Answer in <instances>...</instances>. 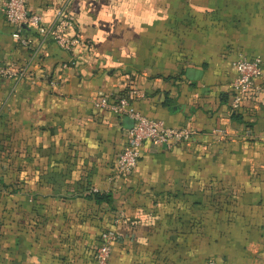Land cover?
<instances>
[{
  "label": "crops",
  "instance_id": "0c3cea01",
  "mask_svg": "<svg viewBox=\"0 0 264 264\" xmlns=\"http://www.w3.org/2000/svg\"><path fill=\"white\" fill-rule=\"evenodd\" d=\"M26 3L46 24L65 8L92 49L64 69L67 53L26 29L22 46L0 12V58L27 71L0 83V185L17 189L0 197V264H95L104 230L120 233L110 264H264V94L240 121L229 107L236 56L264 67V0ZM110 95L198 135L146 141L116 177L130 122L95 106Z\"/></svg>",
  "mask_w": 264,
  "mask_h": 264
},
{
  "label": "built area",
  "instance_id": "2783aa9c",
  "mask_svg": "<svg viewBox=\"0 0 264 264\" xmlns=\"http://www.w3.org/2000/svg\"><path fill=\"white\" fill-rule=\"evenodd\" d=\"M0 12L13 28L12 36L22 46H29V41L22 36L23 30L34 32L42 43L51 41L59 49L69 55L64 69H73L77 65L79 50L92 49L90 41L80 34L73 33L74 21L67 14L65 8L55 13V19L46 24L41 15L32 13L27 8L26 0H3ZM235 77L231 82L230 112L238 113L242 110L244 99L252 91L264 94L263 86H256V81L264 74L263 61L260 57L248 59L238 54L232 63ZM27 74L25 69L17 67L13 61L0 58V83L5 80H21ZM95 106L115 113L120 118L130 122L126 128L127 142L116 158V177H123L131 173L138 165L142 145L148 141L154 146L168 149L185 145L198 135V131L191 127H168L164 122L149 119L136 111L125 95L107 96L95 100ZM134 223H130L131 226ZM120 233L104 230L100 234V244L94 253L95 264H110L114 245L119 241ZM207 264H226L209 260Z\"/></svg>",
  "mask_w": 264,
  "mask_h": 264
},
{
  "label": "trees",
  "instance_id": "16d2710c",
  "mask_svg": "<svg viewBox=\"0 0 264 264\" xmlns=\"http://www.w3.org/2000/svg\"><path fill=\"white\" fill-rule=\"evenodd\" d=\"M232 119L234 121H240L241 120V111L238 113L232 114ZM13 190H17L14 185H11V184H8V186L0 185V197L3 195H6L7 193H8V196H10V194L12 193L11 191H13ZM95 198H96V200H101L100 197H95Z\"/></svg>",
  "mask_w": 264,
  "mask_h": 264
}]
</instances>
